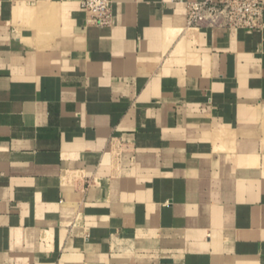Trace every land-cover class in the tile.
Returning <instances> with one entry per match:
<instances>
[{"label":"crops","instance_id":"1","mask_svg":"<svg viewBox=\"0 0 264 264\" xmlns=\"http://www.w3.org/2000/svg\"><path fill=\"white\" fill-rule=\"evenodd\" d=\"M81 2L0 0V264H264V28Z\"/></svg>","mask_w":264,"mask_h":264},{"label":"built area","instance_id":"2","mask_svg":"<svg viewBox=\"0 0 264 264\" xmlns=\"http://www.w3.org/2000/svg\"><path fill=\"white\" fill-rule=\"evenodd\" d=\"M186 9L187 24L195 28L223 27L262 30L264 0H173ZM87 22L108 27L113 22V0H82Z\"/></svg>","mask_w":264,"mask_h":264}]
</instances>
